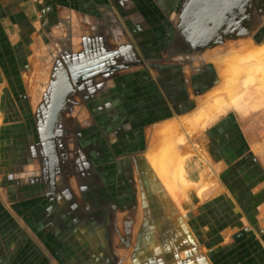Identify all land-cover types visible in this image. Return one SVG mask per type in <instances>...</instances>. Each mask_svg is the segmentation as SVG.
<instances>
[{
	"label": "rangeland",
	"instance_id": "374dc122",
	"mask_svg": "<svg viewBox=\"0 0 264 264\" xmlns=\"http://www.w3.org/2000/svg\"><path fill=\"white\" fill-rule=\"evenodd\" d=\"M182 2H145L148 28L139 32L131 30L139 38L145 34L137 47L140 60L122 62L119 58L113 63H101L104 66L99 65V76L81 85L75 111L67 112L72 120L62 126V133L56 132L53 170L60 186L53 195L57 201L55 214L61 219L60 227L65 235L72 231L77 235V238H66L69 246L65 250L66 264H205L204 259L207 261L208 257L218 259L217 253L208 254L193 242L186 223V218L195 210L192 200L201 197L206 182L180 191L179 181L159 174L156 160L159 156L162 161L163 156L156 136L162 135L160 129L165 122H175L184 142L180 149L184 150L191 143H197L201 124L224 110L237 111L247 123L264 116V100L260 98L246 99L243 104L233 103L219 110L212 109L214 95L208 94L220 82L218 66L213 62L217 54L214 52L219 48L225 50L229 41L249 38L256 43L263 42L264 0H252V6L247 8L248 14L244 16V24L249 28L247 34L197 49L186 42L183 46L168 44L174 30L178 33L179 17L174 12ZM153 6H160L155 7V13H151ZM195 16L194 20L189 18L191 25L197 22ZM202 17L203 21L207 20L206 14ZM210 34L211 30L198 29L195 35L209 38ZM49 56L44 64L51 69L55 64L53 49ZM47 79V74L41 76V72L33 79L34 157L29 153L26 127H19L18 142L0 143L3 145V148L0 146V171L4 176L9 174L8 178H0L3 183L15 186L24 180V168L34 160V184H42L39 183L42 168L47 167L41 156L48 107L45 103L49 98L45 92ZM73 113L82 117L81 128L74 123ZM165 117L173 119L154 125ZM193 148L197 149L195 145ZM16 170H23V174L14 175ZM33 196L49 195L41 189L35 190ZM124 219L130 224L123 223ZM124 233L129 237L125 238ZM101 235L107 237L101 238ZM234 240H242L236 246L237 251H245L244 245L251 242L248 236ZM228 257L234 258V255ZM240 257L244 260V254ZM225 260L221 264H231Z\"/></svg>",
	"mask_w": 264,
	"mask_h": 264
},
{
	"label": "crops",
	"instance_id": "0c3cea01",
	"mask_svg": "<svg viewBox=\"0 0 264 264\" xmlns=\"http://www.w3.org/2000/svg\"><path fill=\"white\" fill-rule=\"evenodd\" d=\"M147 1L150 0H0V143L18 142L19 127H26L29 153L34 157L33 79L39 72L41 76L47 74L45 92L50 95L57 71L69 81L74 77L80 80L81 70L93 64L80 83L73 86L61 108L52 138L55 147L56 132L62 133V126L72 120L69 114L75 111L81 85L99 76L97 66L119 58L122 62L140 60L137 47L145 34L139 38L131 30H147ZM155 7L160 6H153L151 13L156 12ZM178 39L174 30L168 44H185ZM52 49L55 64L49 69L44 63ZM73 116L81 128L82 117L75 113ZM172 119L165 117L154 125ZM255 119L247 123L237 111L224 110L201 124L197 143L189 146L192 151L185 168L188 179L198 181L204 170L202 157L210 168L201 197L192 200L195 210L186 218L193 242L208 254H218L217 260L204 259L205 264H221L223 259L231 264H264V116ZM46 141L44 137L41 156L47 167L42 168V184H34V160L24 168L25 179L15 186L3 183L0 171V264H66V238H77L75 231L65 235L61 219L55 214L57 201L53 195L60 183L48 166ZM22 171L16 170L14 175L21 176ZM41 189L47 190L49 196L34 197L33 192ZM78 207L81 211V203ZM126 222L130 224L124 219ZM93 236L97 237V233ZM123 236L128 238L129 234ZM245 236L250 238V244L244 245L245 251H237L242 240L234 239ZM231 254L234 258L228 257Z\"/></svg>",
	"mask_w": 264,
	"mask_h": 264
},
{
	"label": "bare ground",
	"instance_id": "6f19581e",
	"mask_svg": "<svg viewBox=\"0 0 264 264\" xmlns=\"http://www.w3.org/2000/svg\"><path fill=\"white\" fill-rule=\"evenodd\" d=\"M213 3L211 4L206 0L208 13L212 17L202 22L197 21V29L204 30V24L206 22L212 24L213 21L217 22L215 27L221 28V16L219 12L214 13L217 10V6L213 8ZM201 5L200 8H202ZM194 14L197 15V13ZM197 22L192 24V26H196ZM226 46L225 50H220L219 48L218 52H214L217 54L213 57V62L218 66L217 72L220 82H218V86L214 87L211 92H208V94L214 95L211 97L213 99L212 109L222 110L233 103L237 106L239 103H245L246 99H253L254 101L260 98L264 100V39L261 43H256L249 38L234 42L229 41L226 42ZM90 65L81 70L83 75L87 74V69L91 67ZM58 72L56 74L57 79L66 82V78L62 76L63 73ZM70 82L72 84V81ZM48 112L49 106L47 107V115ZM177 130L178 126L175 122H165L161 127L160 132L162 135L156 136V141L159 142V153L163 156V160L161 161V157L158 156L156 163L159 174L164 173L165 177L170 175L171 180L176 179L179 181L181 185L177 189H181L180 191H182L185 188H193L204 181L208 177L209 165L202 157V160L205 162L202 163L204 170L199 174L198 181L193 182L188 179L185 168L187 166L186 162L187 157H189V151L192 149L189 146L186 149L184 148V150L180 149V146L182 147L184 142L182 133H179ZM43 131L45 133L44 127Z\"/></svg>",
	"mask_w": 264,
	"mask_h": 264
},
{
	"label": "water",
	"instance_id": "95a60500",
	"mask_svg": "<svg viewBox=\"0 0 264 264\" xmlns=\"http://www.w3.org/2000/svg\"><path fill=\"white\" fill-rule=\"evenodd\" d=\"M202 0H183L180 9L178 10V17L179 21L176 22V30L178 32V42L180 43H187L189 44L192 48L197 49L198 47L204 46V47H213L216 45H219L223 43L225 40H234L238 39L240 36H244L249 32V28L245 26L244 24V16L248 14L247 8L252 6V0H242L240 2L239 6V12H238V17H236L237 21V27L233 29V25L227 28L228 24V19L225 16V14L221 13L220 14V20L223 21L225 26H221V28L214 27V24H216V21H213V28L209 27L211 30V36L209 38H204L200 37L198 35H195L198 33L197 26H192L190 24V20L193 17V14L190 15L189 13L192 11H195L198 15V17L195 16L196 21L202 22L203 18L202 15L204 16L203 11L201 12V9H197L199 7L200 3ZM234 5H238V2H236ZM229 12V9H227ZM201 12V13H200ZM226 12V11H225ZM229 18V17H228ZM225 21V22H224ZM227 21V22H226ZM231 22V21H230ZM240 27L241 29H237ZM195 35V36H194ZM194 36V37H193ZM198 36V37H197ZM198 38V39H197ZM184 44H182L183 46ZM179 46V45H178ZM82 73L80 74V80L79 77L73 78L72 79V84L67 78L64 82L59 79H55L54 82H52L51 85V93L49 95V112L47 115V119L44 123V130H45V139L47 140L48 143V148H49V156H48V166L51 170H53L54 167V150H53V143H52V138L54 135V131L56 128L57 120L59 117V113L61 111V108L70 93V91L73 89V86H77L81 79L84 77ZM82 77V78H81Z\"/></svg>",
	"mask_w": 264,
	"mask_h": 264
},
{
	"label": "flooded vegetation",
	"instance_id": "af4514ba",
	"mask_svg": "<svg viewBox=\"0 0 264 264\" xmlns=\"http://www.w3.org/2000/svg\"><path fill=\"white\" fill-rule=\"evenodd\" d=\"M207 2H209V3L212 4L213 3V0H207ZM236 2H238V5H234ZM240 2H242V0H214L213 8H214V6H217L216 7L217 10H215L214 13L215 12H219L220 14L221 13L222 14L223 13L225 14V16L227 17L225 19H228L227 28L229 27V24H230V26L233 25V26H231V27H233V29H235V27H237V24H236L237 19H236V17H238V12H239V8H240V6H239ZM200 5H201L202 8H200ZM200 5H199V7H197V9H201V12L203 11V13L206 14L207 19H210L212 16L208 13L209 10H207V7H206V0H202V2L200 3ZM227 9H229V12L227 11ZM194 13H196V12L195 11L190 12V15L193 14L192 19L194 18ZM221 25L223 27L225 26V24L223 23L222 20H221ZM215 26H216V24H214V27ZM209 27H212L213 28V24H211L210 22H206V24H204V29L205 30L206 29L209 30L210 29ZM238 28H240V27H238ZM97 67H99V66H97ZM55 79H57V76H56Z\"/></svg>",
	"mask_w": 264,
	"mask_h": 264
}]
</instances>
